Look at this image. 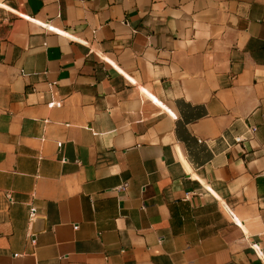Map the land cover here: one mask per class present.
<instances>
[{
    "label": "crops",
    "instance_id": "obj_1",
    "mask_svg": "<svg viewBox=\"0 0 264 264\" xmlns=\"http://www.w3.org/2000/svg\"><path fill=\"white\" fill-rule=\"evenodd\" d=\"M0 264H264V0H0Z\"/></svg>",
    "mask_w": 264,
    "mask_h": 264
},
{
    "label": "built area",
    "instance_id": "obj_2",
    "mask_svg": "<svg viewBox=\"0 0 264 264\" xmlns=\"http://www.w3.org/2000/svg\"><path fill=\"white\" fill-rule=\"evenodd\" d=\"M256 132H257L256 128H251L248 133L249 134H255ZM246 140H247V138L243 136V137L238 138L236 140V143L237 144H241V143L245 142ZM30 217H31L32 220H34L36 218V210L35 209L31 210ZM74 228H75V230H78L79 226H75Z\"/></svg>",
    "mask_w": 264,
    "mask_h": 264
}]
</instances>
